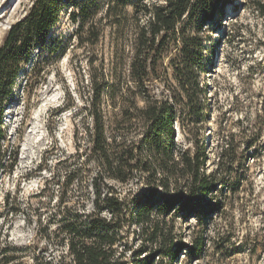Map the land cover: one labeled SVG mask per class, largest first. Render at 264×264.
<instances>
[{
  "label": "rangeland",
  "instance_id": "rangeland-1",
  "mask_svg": "<svg viewBox=\"0 0 264 264\" xmlns=\"http://www.w3.org/2000/svg\"><path fill=\"white\" fill-rule=\"evenodd\" d=\"M77 1L87 5L83 29L76 33L78 22L70 14L77 8L69 7L46 38L47 45L55 40L58 56L43 50L33 57L19 72L5 107L2 148L7 154L16 148L17 154L15 161L10 154L0 171V264L10 257L30 264L33 257L51 254L48 236L58 212L78 199L90 208L85 199L90 174L81 185L75 180L83 171L69 184L66 176L88 154L92 83L113 82L120 89L130 80L137 31L132 8L110 9L112 0ZM32 2L0 0V43ZM224 12L221 25L207 30L213 50L202 78L209 99L202 135L207 170L215 168L222 148L226 157H236L229 175L233 189L222 188L223 208L205 225L193 218L174 220V233L187 246L165 264H264V19L244 0H233ZM173 53L170 45L151 71L149 87L156 96L168 94L173 84ZM34 61L42 72L30 74ZM121 101L119 96L114 106L102 101L106 116L119 118ZM136 101L143 103L138 96ZM174 127L177 144L192 147L179 124ZM199 236L204 247L192 257L188 246Z\"/></svg>",
  "mask_w": 264,
  "mask_h": 264
},
{
  "label": "trees",
  "instance_id": "trees-1",
  "mask_svg": "<svg viewBox=\"0 0 264 264\" xmlns=\"http://www.w3.org/2000/svg\"><path fill=\"white\" fill-rule=\"evenodd\" d=\"M112 2L110 9L130 6L137 25L129 64L132 86L129 81L120 89L113 82L105 87L92 83L85 127L88 154L66 176L69 184L83 171L75 180L81 185L90 174L85 191L90 208L78 199L59 211L53 221L56 228L48 236L51 254L33 257L30 264H165L166 258L171 262L187 246L174 233V220L193 218L205 225L223 208L222 188L233 189L229 175L236 157H226L222 148L215 168L207 170L202 135L209 108L202 78L213 50L207 30L221 25L233 0ZM244 3L264 19V0ZM86 6L77 0H33L5 33L0 43V171H5L10 154L11 161L17 154L16 148L7 154L2 142L7 135L5 107L14 96L19 72L43 50L58 56L55 40L46 44L50 30L69 7H76L70 18L78 22L76 33L80 32ZM170 45L173 84L168 94L156 96L150 92L149 77ZM30 71L42 72L43 66L34 61ZM117 96L123 102L120 117H108L102 101L114 106ZM176 123L192 147L177 144ZM203 247L199 236L188 252L199 256ZM15 259L5 258L1 264H27Z\"/></svg>",
  "mask_w": 264,
  "mask_h": 264
}]
</instances>
